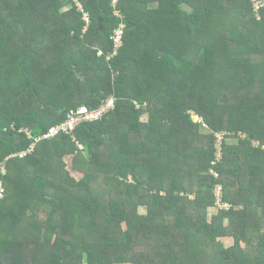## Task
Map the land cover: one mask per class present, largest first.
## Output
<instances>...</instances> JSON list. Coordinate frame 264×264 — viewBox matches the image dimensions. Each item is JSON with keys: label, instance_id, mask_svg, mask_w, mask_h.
<instances>
[{"label": "trees", "instance_id": "obj_1", "mask_svg": "<svg viewBox=\"0 0 264 264\" xmlns=\"http://www.w3.org/2000/svg\"><path fill=\"white\" fill-rule=\"evenodd\" d=\"M76 1L0 0V264H264V7Z\"/></svg>", "mask_w": 264, "mask_h": 264}, {"label": "built area", "instance_id": "obj_2", "mask_svg": "<svg viewBox=\"0 0 264 264\" xmlns=\"http://www.w3.org/2000/svg\"><path fill=\"white\" fill-rule=\"evenodd\" d=\"M112 2H114L115 5H118L119 0H112ZM263 7H264V1H256L254 3V5H252L254 14L257 16L258 10L260 8H263ZM81 11H82V9H81ZM116 16L122 20V24L115 31L114 36L112 38L114 45H115V49H116V53L114 54L115 56L118 54L119 50H121L124 47V36H125V31H126V25L124 23V17L120 13H116ZM83 20L85 21L86 24H89L90 23L89 15L84 14ZM114 103H115V101L110 99L106 102V104L100 110L89 112L86 109H81L76 113L71 112L68 115V118L64 124L50 130L49 133L46 136H44L42 139L48 140V139H53V138L59 136L60 134H72L74 132V130L77 127H79L80 125L86 124V123H91L93 121H97L98 119H101L105 114H107L110 110H112L114 108ZM198 120L200 121L199 118H198ZM28 136L30 137L29 134H28ZM39 141H41V140H39ZM31 151H33V147L31 148V150L29 152H31ZM24 155H25V153L19 155V157L23 158ZM216 193H217L218 197H221V195H222L221 187H217ZM3 195H4V189H3L2 184H0V201L3 198ZM218 205L220 206V208L222 210L228 211V208H229L228 205L222 204L220 198H219Z\"/></svg>", "mask_w": 264, "mask_h": 264}, {"label": "rangeland", "instance_id": "obj_3", "mask_svg": "<svg viewBox=\"0 0 264 264\" xmlns=\"http://www.w3.org/2000/svg\"><path fill=\"white\" fill-rule=\"evenodd\" d=\"M71 1H73V2H77L76 0H71ZM256 1H259V0H252V5H254V3L256 2ZM154 6V5H153ZM78 8H79V11L81 12V9H80V7L78 6ZM155 8V7H154ZM70 11H72V7L71 6H68V7H65V9H64V12H70ZM142 120L143 121H146V117H143L142 118ZM193 120H194V122H199V120H198V118L197 117H194L193 118ZM208 131V129L205 127V131ZM229 143H231V144H235L236 143V141H234V140H231V141H229ZM218 150H219V153H218V159H220V148H218ZM65 164L68 166V171H70V173L74 176V177H78V176H76L75 175V173H73V171H72V169H71V165H72V158H66L65 159ZM4 170H2V173L4 174ZM218 210L219 209H217V208H213V209H210L209 210V217H211V216H213V215H215V214H217V212H218ZM138 212H139V214L140 215H144L145 214V210L143 209V208H140L139 210H138ZM223 242H224V245L226 246V247H229V246H231L232 245V240H230V239H224V240H222ZM22 253H25V252H22ZM28 254V252L26 251V254L25 255H27ZM24 255V256H25Z\"/></svg>", "mask_w": 264, "mask_h": 264}, {"label": "water", "instance_id": "obj_4", "mask_svg": "<svg viewBox=\"0 0 264 264\" xmlns=\"http://www.w3.org/2000/svg\"><path fill=\"white\" fill-rule=\"evenodd\" d=\"M101 25H102V22L100 21V22H99V29H100V30H101V28H102Z\"/></svg>", "mask_w": 264, "mask_h": 264}]
</instances>
